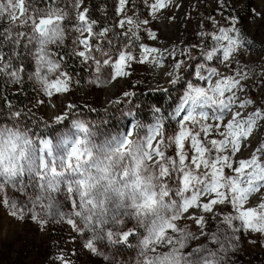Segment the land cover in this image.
Returning a JSON list of instances; mask_svg holds the SVG:
<instances>
[{
    "label": "snow or ice",
    "instance_id": "obj_1",
    "mask_svg": "<svg viewBox=\"0 0 264 264\" xmlns=\"http://www.w3.org/2000/svg\"><path fill=\"white\" fill-rule=\"evenodd\" d=\"M128 2L118 0L116 8L117 15L123 14L120 26L125 23L130 26L126 30L125 41L117 47L115 37L119 34L110 28L96 31L97 21L88 15L89 10H79L83 0H49L47 8L36 7L35 0H0V25L7 22V27H0V80L8 77L12 83L23 84L25 63L31 62L33 69L27 72L26 79L34 86L38 85L44 96L50 97L54 92L66 93L73 83L72 75L66 71L69 56L81 58L80 63L85 66H94L100 82L128 75L125 68L130 67L134 59L130 49L134 47V40L139 39L136 32L142 24L148 23L139 16L128 15ZM135 3L133 0V6ZM144 4L155 18L156 12L168 7L171 0H144ZM69 5L76 11L73 31L78 35L72 40L71 52L62 55L56 49L65 46L67 22L71 19ZM148 35L155 38L154 32ZM210 38L213 43L211 46L205 44L201 52L204 62L198 65L197 81L181 84L185 91L167 117L178 125V130L171 136L166 135L165 117L158 115L137 145L129 146L127 138L119 142L111 152H119L121 161L125 155L130 158L122 173L115 170L114 155L93 159V150L87 146V139L79 137L74 142L64 141L65 145L72 146L67 158H62L57 166L54 158H46L52 157L50 142L40 139L37 152L36 142L32 139L35 133L29 135L27 128L19 126L17 118L22 114L10 106L12 121L0 122V200L11 209L10 214L18 219L30 217L41 228L53 222H66L85 239L83 247L94 256L102 257L107 264L122 262L100 246L115 249L129 244V237L136 235L138 229L132 223L133 215L154 217L147 236L141 233L143 238L135 245L139 249L135 264H202V258L203 264H207L209 254L216 257L223 253L227 247L221 246L217 232L210 238L219 246V252L197 247L190 255H182L191 239L190 230L179 231L178 225L171 224L168 217L160 215V209H165L172 211L171 220H180L186 213V218L191 219L190 208L202 207L204 212L212 213L214 205L226 202L236 212L246 208L244 202L253 192L264 190V146L258 147L251 158L240 159L238 163L234 160L237 154L250 146L255 132L264 130V104L251 99L240 101L239 93L244 91L243 80L246 79L243 73L237 79L234 75H222L213 66L219 63L227 65L230 60H236L237 66L242 64L241 49L252 42L246 39V33L242 32L235 17L227 26L217 25ZM5 46L9 48L7 53ZM81 46L83 50H80ZM141 49L139 63L146 59L143 53L158 51L144 46ZM189 58L192 59L191 54ZM174 66L183 72L181 62L174 59ZM181 79L182 76L177 75L171 84L176 85ZM199 81L206 82L208 86H200ZM261 83L264 85V80ZM249 105L253 106L250 113L238 110ZM159 111L158 108L155 110L156 113ZM128 115H132L131 111ZM59 122L58 119L57 124ZM74 127L79 132H88L82 121H76ZM212 132L217 138L206 139ZM132 134L129 131L127 135ZM81 144L85 146L81 148ZM172 145L176 148L175 157L165 154ZM145 160L153 164L148 176L142 174L147 172L143 167ZM225 169H231L233 174H227ZM116 197H120L116 205L122 209L119 213L113 209ZM202 197L210 199L201 205ZM67 203H70L68 210L65 207ZM261 208L264 204L259 208L253 207V215L247 219H243L248 215L244 212L240 217L223 215L225 223L220 227L234 226V222L239 220L243 228L260 233L264 231ZM121 218L123 222L117 226L115 221ZM194 223L200 227L203 236L205 218H196ZM129 224L133 226L128 227ZM165 228L178 233L176 239H160V243L166 244L170 251L147 257V245ZM213 264H216L215 260Z\"/></svg>",
    "mask_w": 264,
    "mask_h": 264
},
{
    "label": "rangeland",
    "instance_id": "obj_2",
    "mask_svg": "<svg viewBox=\"0 0 264 264\" xmlns=\"http://www.w3.org/2000/svg\"><path fill=\"white\" fill-rule=\"evenodd\" d=\"M172 1L168 7L158 10L155 18L151 14V9L144 4V0H136L135 6H133V0H130L129 7L126 5L129 16H139L148 21L136 32L139 39L134 40V47L130 49L134 59L131 66L125 68L128 75L100 82L97 80L94 66H85L80 63L81 58L69 56L66 61L68 65L78 67L75 69L78 75L71 74L73 83L69 85L66 93L54 92L50 97L44 96L39 91L38 85L34 86L32 81L26 79L27 72L33 69L31 62L25 63V72L22 73L25 77L23 84L12 83L8 77L0 80L2 93L4 90L10 93L19 92L20 99L23 101L22 106L15 109L22 114L17 118L20 120L19 126L27 128L29 135L35 133L32 139L36 142L37 152L40 139L49 141L52 157L46 158L49 160L54 158L59 166L62 158H67L72 146L65 145L64 141L74 142L77 137L86 138L87 146L93 150V159L114 155L115 170L122 173L128 166L130 158L125 155L121 161L120 153H112L111 150L125 139L123 134L129 127L133 128L134 138L129 141V144L131 143L129 146L137 145L158 115L165 117L166 135L171 136L178 130V125L167 117L171 115L185 91L181 84L197 81L198 65L204 62L201 52L205 44L211 46L213 41L210 37L217 25L227 26L233 17L237 19L242 32L246 33V39L252 43L241 49L242 64L237 66L236 60H230L227 65L219 63L213 66H216L222 75H234L237 79L241 78L243 73L246 79L243 80L244 91L239 93L240 101L251 99L257 104H264V85L261 83L264 80V0ZM89 2L92 4L91 9H88ZM102 3L105 5L102 6ZM97 4L101 6L99 9ZM117 4L118 0H83L79 10L83 11L87 8L88 15L97 19L96 31L110 28L112 32L118 33L115 39L119 47L125 41L126 30L130 26L127 23L123 27L120 26L123 14L117 15ZM138 4L139 9L136 11ZM35 6L43 8L36 2ZM63 6L64 4H61V7ZM69 11L71 19L67 22L68 34L65 46L56 49L62 55L71 52L72 40L78 35L73 31L76 11L71 9L70 5ZM0 27H7V22ZM149 32H154L155 38L150 37ZM201 33L204 35L202 36ZM195 45L199 47H193ZM141 46L156 48L158 51L143 53L146 59L143 63H139L137 61L141 59ZM6 49L8 52V46ZM80 50H83L82 46ZM189 54L192 59L189 58ZM174 59L181 62L183 72L175 68ZM177 75L182 76L180 83L171 84V80ZM101 79H103L102 74ZM215 79L216 77L213 78V82ZM199 85L208 86L204 81H199ZM116 89H118L117 92L112 96ZM125 93H131V95L125 96ZM170 94H172L171 97L168 96ZM252 107L249 105L245 109L238 110L250 113ZM157 108L160 109L159 113L155 112ZM129 111L132 113L131 116L128 115ZM58 119L59 124H57ZM11 121L10 112L0 109V122L10 123ZM76 121L85 123V127L88 128L87 134L76 130L74 127ZM34 123H38V126H33ZM137 123V127L134 128L133 126ZM71 133H74V136ZM212 138H217L215 132L210 133L206 139ZM187 144L188 142L186 146ZM155 145L154 140L153 146ZM84 146V144L80 145L81 148ZM262 146H264V130H257L254 138L250 140V146L237 154L234 160L238 163L240 159L251 158L253 152ZM165 154L175 157V145L167 148ZM143 167L147 169V172L142 174L150 175L152 162L145 160ZM225 171L229 175L233 174L231 169H225ZM209 199L202 197L201 205L207 203ZM119 202L120 197H116L113 209L117 213L122 210L116 208ZM244 203L246 208L236 212L227 202L214 205L212 213L204 212L202 207H193L189 209L191 219L186 218L188 216L186 213L180 220H171L172 211L165 209H160V215L168 217L171 224L178 225L179 231L190 230L191 239L186 249L182 250V255H190L197 247L215 249L219 252V246L210 238L211 235L219 232L221 246L227 248L216 257L209 254L207 264H213V260L216 264H264V231L251 232L243 228L244 225L239 220L234 222V226L220 227L222 223H225L222 221L223 215L240 217L241 212L248 214L243 219L253 215L252 208H259L261 204H264V190L253 192ZM65 207L66 210L70 209V203H67ZM129 211L134 212L132 209ZM10 212L11 209L3 205L0 200V264H65V262L67 264H107L102 257L94 256L83 247L85 239L74 232L66 222H53L41 228L30 217L18 219ZM260 212L264 213V208H261ZM201 216L206 220L203 236H201L200 227L194 223V220ZM153 218L151 215L147 217L133 215L132 223L136 224L138 229L136 235L129 237V244L119 245L115 249L100 247L122 264H135L139 251L135 245L140 238H143L141 233L144 237L147 236L148 230L152 227ZM138 221L144 222L137 223ZM122 222L123 218L115 221L117 226ZM132 226V224L128 225V227ZM177 235L176 231H169L167 228L162 233H158L147 245V257L159 256L162 252L166 254L170 248L166 244H161L160 239L164 237L176 239Z\"/></svg>",
    "mask_w": 264,
    "mask_h": 264
},
{
    "label": "trees",
    "instance_id": "obj_3",
    "mask_svg": "<svg viewBox=\"0 0 264 264\" xmlns=\"http://www.w3.org/2000/svg\"><path fill=\"white\" fill-rule=\"evenodd\" d=\"M35 2L39 5H41L43 8H47L49 6V0H35ZM105 5V4H104ZM103 3H102V6H104ZM128 7L130 5V0L129 2L126 4ZM88 6L89 8L88 9H91L92 7V4L91 2L88 3ZM101 6L99 4H97V8L99 9ZM136 11H138L139 9V4L138 6H136ZM91 17V19L97 21L96 18L92 17L91 15H89ZM113 17V16H112ZM110 17V18H112ZM97 26V24L95 25ZM4 51L6 52L7 49H6V46L4 48ZM7 53V52H6ZM66 64H67V68H66V71L70 74H74L76 73L75 69L78 68L77 66H71V65H68V61H66ZM78 75V73H76ZM110 82V81H109ZM109 84V83H108ZM107 84V85H108ZM1 85H0V109L5 111V112H9V108L11 106V108H13L14 110L19 108L20 106H22L23 104V101H21V97H20V94L19 92H16V93H10L8 92L7 90H4L3 93H2V89H1ZM118 89L115 90V92L112 94V96L117 92ZM111 96V98H112ZM149 98L151 97V95H147ZM168 96H172V94L168 95ZM33 126H38V123H34ZM128 130V129H127ZM127 131H125L126 133ZM124 133V134H125ZM123 134V135H124ZM72 136H74V133H71ZM120 139H121V136H120ZM131 144V143H130ZM129 144V145H130Z\"/></svg>",
    "mask_w": 264,
    "mask_h": 264
},
{
    "label": "bare ground",
    "instance_id": "obj_4",
    "mask_svg": "<svg viewBox=\"0 0 264 264\" xmlns=\"http://www.w3.org/2000/svg\"><path fill=\"white\" fill-rule=\"evenodd\" d=\"M171 2H173L172 0H171ZM130 129H131V127H129ZM129 128H127L128 130H126L127 132L123 135L125 138L127 137H129L128 138V141H132V140H134V138H133V134L131 135V136H128L127 134H128V131L130 130ZM131 132H133V128L130 130Z\"/></svg>",
    "mask_w": 264,
    "mask_h": 264
}]
</instances>
